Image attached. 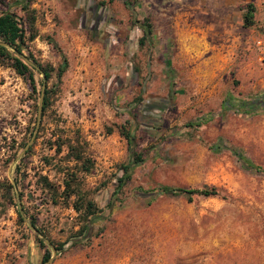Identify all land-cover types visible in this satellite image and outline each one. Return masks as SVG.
Instances as JSON below:
<instances>
[{
    "label": "rangeland",
    "instance_id": "1",
    "mask_svg": "<svg viewBox=\"0 0 264 264\" xmlns=\"http://www.w3.org/2000/svg\"><path fill=\"white\" fill-rule=\"evenodd\" d=\"M134 17L147 16L152 49L138 46L123 0H33L37 37L29 48L42 63L67 67L51 107L37 118V90L0 66V180L14 184L18 208L33 213L49 236L62 241L75 215L51 206L36 180L45 175L61 186L65 147L54 154L47 140L78 132L92 162L78 172L83 187L108 212L91 225L89 240L64 246L47 264H264V175L243 168L231 148L264 169V111L228 107L224 100L257 97L264 89L262 39L264 0H128ZM254 23L241 24L246 4ZM12 0H0V11ZM241 10V11H240ZM52 77L46 83L54 84ZM193 123L188 126L187 123ZM130 126L134 152L128 181L111 195L119 166L130 161L117 131ZM30 141L29 155L21 142ZM19 163V171L15 166ZM215 186L225 196L156 194L158 186ZM14 205L0 206V264H39L27 217ZM76 226L73 227L75 229ZM69 246V247H68Z\"/></svg>",
    "mask_w": 264,
    "mask_h": 264
},
{
    "label": "trees",
    "instance_id": "2",
    "mask_svg": "<svg viewBox=\"0 0 264 264\" xmlns=\"http://www.w3.org/2000/svg\"><path fill=\"white\" fill-rule=\"evenodd\" d=\"M33 0H12V4L22 12L18 15L16 11L7 7L0 11V66L10 68L17 76L26 81L31 93H35L36 84L33 77V72L40 75V82L43 84L41 89L37 90L38 98L41 95V116L51 107L53 97L58 91V83L61 80L62 74L67 67L66 57L61 53L56 43L46 36V42L51 48L58 53L60 61L56 66L49 63L40 62L29 48L32 42L38 35L35 26L36 16L34 10L30 7ZM125 8L131 11V24L137 27L141 34L137 38L138 46L146 44L148 49H152L151 42V25L147 16L141 20L134 17V12L128 0H123ZM254 6L251 3L246 4L244 12L241 14V24L243 27H249L254 23ZM264 21V20H263ZM263 32V27H262ZM52 77L55 78V83L47 86L46 83ZM38 103V99H37ZM224 103L228 107H232L237 111L244 113H252L257 110L264 111V89L260 91L257 97L236 98L228 96ZM188 126L193 123H187ZM34 131V125L31 126L29 136L31 137ZM117 131L125 140L126 148L130 161L121 164L119 170L121 174L116 178V184L113 187L111 195H114L129 179L130 170L133 164L142 161V154L134 152L132 147L133 136L130 126H119ZM26 141L21 142V147L26 146ZM49 147H53L54 154H59L63 147L66 152L63 155L65 161H75L74 168L70 166L60 167L58 172L61 173V186L55 184L45 175L37 174L36 180L39 183V189L43 192V199L46 204L58 207L70 206L75 215L70 220V228L62 241L53 240L48 231L37 223L36 217L33 213H28L27 210L21 206L18 208L14 200L16 195L22 196V192H14L13 188L19 186L21 183L20 177L16 174L13 177L14 184L8 181L0 180V206L8 202L14 205V209L19 222L24 223V218L27 217V229L32 230L33 243L41 251L39 264L48 260L51 254V248L59 253L66 249L64 246L79 245L83 241L89 240L91 234V225L94 221L102 218L111 206V199L104 205L99 206L93 200V194L97 191L100 184L93 189L82 186L79 180L78 172H88L92 165L89 158L84 155V142L80 140L78 132H75L74 138L69 139L62 135H57L53 140H47ZM31 146H28L24 151L23 156L20 157L19 162L29 155ZM231 153L236 157L240 165L253 172L264 175V169L257 164H254L239 150L231 148ZM16 172L19 171V163L15 166ZM156 194L162 195H179L190 201L193 196H225L224 192L215 186L203 187H174L161 185L155 189ZM76 226L75 229L73 227ZM69 247V246H68Z\"/></svg>",
    "mask_w": 264,
    "mask_h": 264
},
{
    "label": "water",
    "instance_id": "3",
    "mask_svg": "<svg viewBox=\"0 0 264 264\" xmlns=\"http://www.w3.org/2000/svg\"><path fill=\"white\" fill-rule=\"evenodd\" d=\"M42 90H43V84H42V88H41V95H42ZM41 95H40V99H39V102H38V106H37V118H36V123H35V126H34V131H33V134L31 136V139L33 138L36 130H37V127H38V124H39V120H40V106H41ZM30 143V141L26 144V146L24 148H26L28 146V144ZM54 255V250L51 248V254L48 258L47 261L41 263V264H47L48 262H50V260L52 259Z\"/></svg>",
    "mask_w": 264,
    "mask_h": 264
},
{
    "label": "built area",
    "instance_id": "4",
    "mask_svg": "<svg viewBox=\"0 0 264 264\" xmlns=\"http://www.w3.org/2000/svg\"><path fill=\"white\" fill-rule=\"evenodd\" d=\"M262 27H263L262 39L256 42L258 49H259V60H264V21H263Z\"/></svg>",
    "mask_w": 264,
    "mask_h": 264
},
{
    "label": "crops",
    "instance_id": "5",
    "mask_svg": "<svg viewBox=\"0 0 264 264\" xmlns=\"http://www.w3.org/2000/svg\"><path fill=\"white\" fill-rule=\"evenodd\" d=\"M241 11V10H240ZM254 19H255V14H254V17H253Z\"/></svg>",
    "mask_w": 264,
    "mask_h": 264
}]
</instances>
